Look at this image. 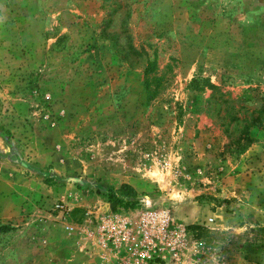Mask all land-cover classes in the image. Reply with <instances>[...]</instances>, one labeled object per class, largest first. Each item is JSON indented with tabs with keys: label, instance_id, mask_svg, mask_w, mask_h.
Segmentation results:
<instances>
[{
	"label": "rangeland",
	"instance_id": "obj_1",
	"mask_svg": "<svg viewBox=\"0 0 264 264\" xmlns=\"http://www.w3.org/2000/svg\"><path fill=\"white\" fill-rule=\"evenodd\" d=\"M4 226L0 264H264V0H0Z\"/></svg>",
	"mask_w": 264,
	"mask_h": 264
},
{
	"label": "trees",
	"instance_id": "obj_2",
	"mask_svg": "<svg viewBox=\"0 0 264 264\" xmlns=\"http://www.w3.org/2000/svg\"><path fill=\"white\" fill-rule=\"evenodd\" d=\"M212 88H215L212 86ZM9 138L6 139L8 143ZM138 193L137 191L130 185L123 184L119 190L111 189L108 191L107 198L111 203V207L115 208L117 206L123 208H137L140 206L139 201L137 200ZM7 227H0V231L6 230Z\"/></svg>",
	"mask_w": 264,
	"mask_h": 264
}]
</instances>
